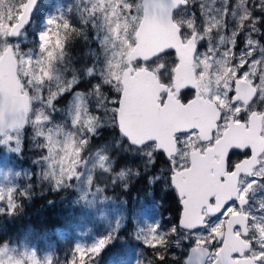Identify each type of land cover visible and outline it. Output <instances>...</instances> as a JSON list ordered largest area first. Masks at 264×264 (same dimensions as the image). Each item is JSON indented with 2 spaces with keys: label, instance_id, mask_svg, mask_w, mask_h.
I'll return each mask as SVG.
<instances>
[{
  "label": "snow or ice",
  "instance_id": "1",
  "mask_svg": "<svg viewBox=\"0 0 264 264\" xmlns=\"http://www.w3.org/2000/svg\"><path fill=\"white\" fill-rule=\"evenodd\" d=\"M83 3L80 22L95 28L97 16L102 17L107 35L96 38L102 47L112 49V55L99 72L95 65L89 66L85 80L74 77L56 91H46L41 86L52 79L69 36L83 28L64 13L50 17L48 27L39 34L40 56L34 58L21 51L19 41L39 0H0V65L10 82L0 88V144L20 152L22 130L31 125L41 138L39 147L46 150L40 160L57 166L45 178L51 175L54 190H60L82 179L80 165L86 163L82 151L101 129H110L104 149L111 155L121 154L108 166L111 157L95 153L105 174L118 170L123 179L134 170L119 169L121 163L143 161V168L134 171L138 179L147 173L150 183L166 181L176 193L175 214L150 226L147 235H141L143 229L137 235L149 250L137 264H170L178 259L171 247L187 252L179 257V264H264V149L255 142L234 144L223 155L222 165L218 151L226 134L248 131L254 118L264 122V0ZM68 12L73 9L69 7ZM152 32L161 33L162 38L153 41ZM151 51L155 54L150 55ZM182 63L191 77L177 94L173 85ZM151 76L158 77L162 87L158 96L143 98L150 116L167 120L174 94L180 108L197 114L167 129L172 147L162 139L160 128L152 127L138 138L125 126L128 106ZM245 86L250 91L247 98L241 92ZM61 104L80 136L78 141L71 133L66 136L63 156L57 160L58 141L52 129L47 133L42 129L54 121ZM17 120L18 124L12 123ZM197 176L204 177V184L194 199L187 184ZM87 183L92 185L94 178L88 177ZM96 190L103 189L97 186ZM17 195L28 193L0 189V201L10 213L19 208ZM111 240L109 234L90 246L76 245L67 264H96ZM185 243L190 245L186 250ZM8 252L7 245L0 247V264H42L34 252L22 258ZM44 264H52L51 258Z\"/></svg>",
  "mask_w": 264,
  "mask_h": 264
},
{
  "label": "rangeland",
  "instance_id": "2",
  "mask_svg": "<svg viewBox=\"0 0 264 264\" xmlns=\"http://www.w3.org/2000/svg\"><path fill=\"white\" fill-rule=\"evenodd\" d=\"M47 1L49 2V5H46V9L44 8L45 4H43L42 6L40 5L41 7L38 8L34 16L32 26L29 28L28 31L25 32L24 36H22L19 41L22 46L21 51L23 53L33 55L34 58H39L40 56L39 34L42 31L46 30V28L48 27L47 20L50 17L58 16V14L55 13V9L62 10L63 2H66V0ZM74 3L79 8V10L83 9L85 6L83 0H74ZM55 5H57V7H55ZM60 5L61 7L59 8ZM211 14L216 15L217 19H219V15L215 12ZM191 22L195 23V21ZM87 27V34H89L91 37L90 47L88 45L86 51V54L88 56V63L85 66L82 65V71H85V74L86 69L92 65H95L97 72H99L100 69L104 66L103 62L107 58H110L112 55V49L110 47H102L100 41L96 38L97 36L103 38V36L107 35L106 29L103 26L102 17H100L99 15L97 16L95 28H93L91 24L87 25ZM83 60H85V55H83ZM78 72L79 70L74 67L72 63L68 62L67 59L63 56V58L57 60L54 65L52 79L47 81L41 87L46 91H56L58 85H61L62 82L66 83L68 80H71L74 77L79 78ZM86 78L87 77L84 75L82 80H85ZM39 94V92H34V95L38 96ZM34 103L38 104V101ZM53 115L55 117L54 121L50 124H47V126L44 127L42 131L47 133L49 128L52 129V135L54 136L55 140L58 141L59 144L54 154V159L58 160L63 156L61 148L63 147L66 136L71 133L73 138L78 141L80 133L77 128L72 126L71 114L67 110H65V106H63V104L58 106L57 112ZM29 131L30 132H28V134H30L29 138L32 143V147L37 146L38 148H40L39 144L41 142V138L35 136V130L33 128H31ZM26 137L27 135L24 133V131H22L23 142ZM104 145H99L98 147H96L90 144L86 146L85 149L82 151L83 159L86 162L80 165L82 179L71 186V188L73 187L74 196L73 199L71 197L69 198L73 200L75 205L81 206L85 213L91 214L94 219L103 226V229L98 226V228L95 227L96 230H98L95 233H91L90 231L86 232V230L80 232L78 234V239L74 242V247L71 254H73L76 245L79 244L84 246H90L94 244L98 239L103 238L104 236L109 234L112 235V240L110 243H113L116 240L119 232L126 228L129 222L133 223L134 228L132 229L131 234L132 239L136 242L143 243L142 239L137 238V235L140 233L141 229L144 230L141 235H147V229L150 226L158 222L164 223L166 222L164 218H169L168 215L165 216L160 210L159 203V200H163L167 191L163 188L162 184L167 185V183L166 181L150 183L146 179V176L148 175L147 173L145 174V176H143L146 179V186L149 191H155V188L157 187V194L156 192L155 194L150 193L148 196L145 197H143L142 194V198H140L137 203L136 201L132 202L133 205L129 204L127 202V199L118 200L112 195L106 194L105 186L107 187L108 184H124V187H126L127 190L131 189L132 184L135 182L134 178L136 177L134 175V171L142 169L144 166V162L140 161L138 163H132L131 161H129V163L121 169L131 168L134 171L127 173L123 179L120 178L118 170L115 171V173L114 171H112L110 174H105L99 164L98 157L95 155L96 152H101V154H106L110 156L111 151L104 149ZM40 149L41 156L46 154V150L42 148ZM21 151L16 152L12 150V147L0 144V189H17L19 187V184L17 183L18 179H20L21 177H26L27 179H30L33 175H36V179H38L39 181V188L52 187L54 189L55 181L52 179L51 175L45 178V173H51L54 168H57V166L55 164H52V166L49 167L51 160L42 162L39 158L35 162L34 169L19 168L15 160L16 157L20 156ZM112 161L113 160L110 158V160L107 162V165L111 166ZM90 176L94 178V183L92 185H89L87 183V178ZM26 186H28V184ZM97 186H99L103 190L97 191ZM135 187L137 189L142 188L139 184L135 185ZM66 188L68 187H63L62 189L55 191H61ZM137 194H139V192H137ZM0 207L5 208V211L3 212L10 213L7 210L5 202L0 201ZM117 225H119V228H117ZM103 231L105 232L102 233ZM120 244L122 245V253L126 255V261H121V258L124 255L120 254V261H117L115 257H112L113 260L110 261L108 258L105 264H137L140 255V250H136L138 243L136 245H132L122 241L120 242ZM4 245H7L9 248L8 255L14 258H22L24 253L30 254L34 252L37 258L42 262V264H44V262L49 258H51L52 264H57L50 252L47 253L44 257H40L33 249H27L23 252H20L18 248L14 247L13 245ZM4 245H0V247H3ZM189 246L190 245L188 243H185L184 249L186 250ZM171 252L178 257V259L175 261V264H179V257L187 255L186 251H182L181 249H178L176 247H171ZM98 258H100V256ZM98 258L96 264L99 261Z\"/></svg>",
  "mask_w": 264,
  "mask_h": 264
},
{
  "label": "trees",
  "instance_id": "3",
  "mask_svg": "<svg viewBox=\"0 0 264 264\" xmlns=\"http://www.w3.org/2000/svg\"><path fill=\"white\" fill-rule=\"evenodd\" d=\"M43 4H45L44 8L46 9V5H49V2L47 0H41L40 5L42 6ZM69 7L73 9L72 13L68 12ZM55 13L58 15L64 13L73 23L83 28L81 33H73L69 36L64 50V57L79 70L78 77L82 80L84 75L86 76L85 71H82V65L85 66L88 63L86 51L88 45L90 47L91 36L87 34L88 27L87 25H83L82 21L80 22V10L75 5L74 0H66V2H63V9H55ZM83 55H85V60H83ZM31 128V125H28L25 129L24 133L27 137L23 142L20 156L16 157L15 160L19 168L23 169H34L35 162L41 157V149L37 146L32 147L29 138L30 134H28ZM110 135V129H102L98 136L93 137L91 145L98 147L99 145L106 144ZM110 157L113 161H116L119 160L120 154H110ZM124 166L126 165L121 163L119 169ZM17 183L19 184V187L16 189L17 193L27 192L28 195H17L16 199L19 208L15 213L0 212V245H13L20 252L33 249L40 257H44L50 252L57 264H67V261L72 256L74 242L78 239L80 232L86 230V232L90 231L91 233H95L98 231L95 227L98 228V226L103 229V226L91 214L85 213L81 206L75 205L72 200L74 196L73 187H68L61 191H55L52 187L39 188V181L36 179V175H33L30 179L21 177L17 180ZM27 184L28 186H26ZM162 185L167 190V194L164 197L167 198V203L164 202L162 208L163 213L165 216H169L170 213L174 215L176 196L170 186ZM105 188L107 195H112L118 200L126 199L127 189L124 187V184H108ZM130 193L133 194V191ZM70 197L72 199H69ZM164 219L167 221L166 218ZM132 229H134L133 223L129 222L127 227L119 232L116 240L113 243H109L101 252L100 258H98L101 261H98L97 264H105L108 258L112 261V257L120 261V254H123L122 245L120 244L122 241L132 245L138 243L136 248V250H140L138 259H146L149 250L145 248L143 243L136 242L132 239ZM123 255L121 261H126V255ZM170 264H175V261H170Z\"/></svg>",
  "mask_w": 264,
  "mask_h": 264
},
{
  "label": "water",
  "instance_id": "4",
  "mask_svg": "<svg viewBox=\"0 0 264 264\" xmlns=\"http://www.w3.org/2000/svg\"><path fill=\"white\" fill-rule=\"evenodd\" d=\"M41 0H39L40 3ZM39 5V4H38ZM36 11V10H35ZM34 11V13H35ZM163 12L166 13L167 9H163ZM33 13V16H34ZM33 20V18H32ZM27 26V28L31 25ZM150 36L153 41H157L162 38L161 33L152 32ZM150 55L155 54V51L149 52ZM6 69L0 65V88H2L6 83H10L5 80ZM191 71L186 64H181L176 70V76L174 80V87L179 92V89L184 87L187 83L190 82ZM162 86L160 85L159 78L156 76H151L145 78L141 92L138 98L134 99L128 106L126 112V121L125 126L129 131H132L134 135L138 138L142 137L146 130L156 127L162 129V139L169 147H172L170 137L167 135V129L176 121L193 119L197 115L194 112L182 109L179 107V104L176 100V95H172L168 103V119L167 120H158L148 114L146 111L143 98L148 95H159V89ZM248 95L250 91L247 89ZM255 119V118H254ZM13 124H18L19 121H13ZM27 126L22 130L24 131ZM263 131V122L256 119L253 120L251 128L245 132H236L233 131L231 134H226L225 141L222 142L221 146L218 147V151L221 153V156L227 153L228 148L234 144H243L248 142H255L256 145H260L264 149V136L262 135ZM187 183V182H186ZM204 184V177L197 176L193 178L192 183H188V189L193 193V197L198 198L199 192Z\"/></svg>",
  "mask_w": 264,
  "mask_h": 264
},
{
  "label": "flooded vegetation",
  "instance_id": "5",
  "mask_svg": "<svg viewBox=\"0 0 264 264\" xmlns=\"http://www.w3.org/2000/svg\"><path fill=\"white\" fill-rule=\"evenodd\" d=\"M241 92H242V95H244L245 98H247L248 92H247V87L246 86L241 89ZM177 94H178V92H177ZM254 120L256 121V119H254ZM263 131H264V122H263ZM262 135L264 136V134H262ZM257 148L261 149L262 147L260 145H257ZM222 158L223 157L220 155L219 162H220L221 165H222ZM134 179H135V182L132 184L131 189L127 190L126 199H127V202L129 204H132L133 201H136V203H137L139 201V199L142 198V194H143V197H145V196H148L150 193H153V194H155V192H156V194L158 193V188L157 187L155 188V191L154 190L153 191L152 190H150V191L148 190V188L146 186V179L143 176L141 178H139V179H138V177H135ZM137 184L141 185L142 188L141 189H137L135 187V185H137ZM131 191H133V194L130 193ZM172 191H173L174 195L176 196L175 190L173 188H172ZM137 192H139V194H137ZM166 194L167 193H165V195ZM175 199H176V197H175ZM164 202L167 203V198H163V200H159L160 210L162 212H163L162 208L164 206ZM176 203H177V199H176ZM170 205H172V204L170 203ZM175 208H176V204H175Z\"/></svg>",
  "mask_w": 264,
  "mask_h": 264
}]
</instances>
